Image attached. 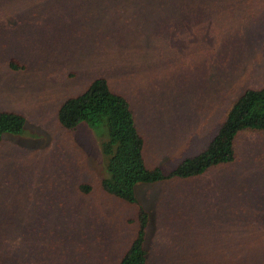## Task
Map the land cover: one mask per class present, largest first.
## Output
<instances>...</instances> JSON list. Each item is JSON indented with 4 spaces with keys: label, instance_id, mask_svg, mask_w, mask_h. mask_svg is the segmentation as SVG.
Wrapping results in <instances>:
<instances>
[{
    "label": "rangeland",
    "instance_id": "rangeland-1",
    "mask_svg": "<svg viewBox=\"0 0 264 264\" xmlns=\"http://www.w3.org/2000/svg\"><path fill=\"white\" fill-rule=\"evenodd\" d=\"M100 77L129 100L147 166L169 174L264 86V0H0V112L27 121L0 145V264H120L141 206L147 249L174 251L148 264H264V133L204 177L138 183L130 203L103 190L95 133L59 121Z\"/></svg>",
    "mask_w": 264,
    "mask_h": 264
},
{
    "label": "trees",
    "instance_id": "trees-1",
    "mask_svg": "<svg viewBox=\"0 0 264 264\" xmlns=\"http://www.w3.org/2000/svg\"><path fill=\"white\" fill-rule=\"evenodd\" d=\"M10 66L16 70L23 68L16 61H12ZM59 121L68 130H75L84 123L95 133L101 142L103 190L113 197L136 204L139 203L135 192L138 183L192 180L204 177L218 167L235 163L240 136L246 132L264 133V86L244 91L209 145L199 154L182 161L169 174L160 167L147 166L146 137L138 129L132 106L104 77L93 81L85 93L66 100L59 110ZM26 124L25 116L20 113L0 112V145L6 134H23ZM91 187L83 184L81 189L90 193ZM137 219L140 224L138 236L120 264H148L146 235L150 218L142 206Z\"/></svg>",
    "mask_w": 264,
    "mask_h": 264
},
{
    "label": "crops",
    "instance_id": "crops-1",
    "mask_svg": "<svg viewBox=\"0 0 264 264\" xmlns=\"http://www.w3.org/2000/svg\"><path fill=\"white\" fill-rule=\"evenodd\" d=\"M176 181H181L179 183H184V182H182V180H176ZM156 235H157L156 237H165L167 239V238H176V237L178 238V237L186 236V233L184 231H162L161 233L158 232V234H156ZM168 242L170 244L173 243V245L179 246L180 250H178L176 252H178L177 256H179L178 260H181L180 257H182L183 253H186L187 248H186V250H184L185 248L183 249V247L180 246L181 241L168 240ZM157 243L159 244L160 249H157V251H152L150 249L148 259H152V260H156V261H167V262H169V260L173 259L171 257V254L174 251H172L171 247L162 246L163 244L160 243V241H158V242L156 241V244ZM166 255H168V256H166Z\"/></svg>",
    "mask_w": 264,
    "mask_h": 264
}]
</instances>
